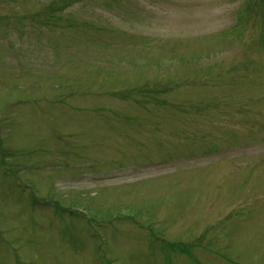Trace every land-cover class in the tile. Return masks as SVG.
Instances as JSON below:
<instances>
[{
    "label": "rangeland",
    "instance_id": "374dc122",
    "mask_svg": "<svg viewBox=\"0 0 264 264\" xmlns=\"http://www.w3.org/2000/svg\"><path fill=\"white\" fill-rule=\"evenodd\" d=\"M262 33L264 0H0V264H264Z\"/></svg>",
    "mask_w": 264,
    "mask_h": 264
}]
</instances>
